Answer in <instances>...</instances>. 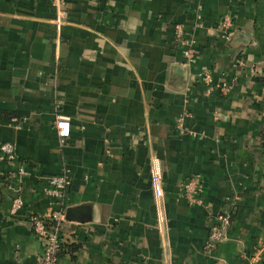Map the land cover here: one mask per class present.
Segmentation results:
<instances>
[{
	"label": "crops",
	"instance_id": "1",
	"mask_svg": "<svg viewBox=\"0 0 264 264\" xmlns=\"http://www.w3.org/2000/svg\"><path fill=\"white\" fill-rule=\"evenodd\" d=\"M66 6L58 32L49 0H0V142L16 149L15 161L0 154V264L39 263L29 219L61 208L43 189L63 169L61 264H264V0ZM176 25L195 40L193 63ZM58 117L72 124L63 144ZM193 176L207 209L180 196ZM16 198L24 206L12 215ZM208 212L232 213L212 255Z\"/></svg>",
	"mask_w": 264,
	"mask_h": 264
},
{
	"label": "built area",
	"instance_id": "2",
	"mask_svg": "<svg viewBox=\"0 0 264 264\" xmlns=\"http://www.w3.org/2000/svg\"><path fill=\"white\" fill-rule=\"evenodd\" d=\"M56 9L55 25L58 32H61L66 24L68 11L66 0H49ZM197 24L201 23V18L196 17ZM220 28L228 37L234 30V23L230 16H225L220 22ZM175 44L183 49L184 57L189 63H193L196 59L195 40L193 36L186 30L183 25L175 26ZM204 82L207 85H213V80L209 72L204 75ZM222 91L228 92V87L217 85ZM211 89H209L208 94ZM55 128L58 138L63 144L71 137L72 124L70 119L66 117H58L55 122ZM0 154L5 161L16 160V149L11 143L0 142ZM151 183L156 198L162 199L164 196V182L162 166L159 160H154L153 171L151 175ZM72 185L70 172L67 169L46 181L43 189L45 197L60 201L61 208L51 210L45 214L33 215L29 221L32 225L33 232L36 237L43 243L44 250L39 259L38 264H61L62 260V235L64 224L66 223V212L63 207L65 197ZM203 181L199 177L193 176L181 184L180 196L185 199L190 206H197L207 209L206 202L203 197ZM24 206L21 198L13 201L11 213L15 215ZM232 225V213L222 212L214 214L208 212V228L209 235L204 248L208 255L216 252L218 247L227 240L228 232ZM255 259L252 258L248 264H254Z\"/></svg>",
	"mask_w": 264,
	"mask_h": 264
},
{
	"label": "water",
	"instance_id": "3",
	"mask_svg": "<svg viewBox=\"0 0 264 264\" xmlns=\"http://www.w3.org/2000/svg\"><path fill=\"white\" fill-rule=\"evenodd\" d=\"M74 214V213H73Z\"/></svg>",
	"mask_w": 264,
	"mask_h": 264
}]
</instances>
